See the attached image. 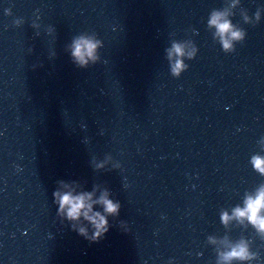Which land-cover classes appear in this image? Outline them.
Instances as JSON below:
<instances>
[{"label":"water","instance_id":"water-1","mask_svg":"<svg viewBox=\"0 0 264 264\" xmlns=\"http://www.w3.org/2000/svg\"><path fill=\"white\" fill-rule=\"evenodd\" d=\"M215 12L244 33L231 49ZM81 36L100 42L87 68ZM254 156L264 0H0V264H264V231L234 215L264 186ZM56 191H107L119 215L91 242ZM240 243L250 258L224 260Z\"/></svg>","mask_w":264,"mask_h":264},{"label":"clouds","instance_id":"clouds-1","mask_svg":"<svg viewBox=\"0 0 264 264\" xmlns=\"http://www.w3.org/2000/svg\"><path fill=\"white\" fill-rule=\"evenodd\" d=\"M226 14L222 12H215L212 14L209 24L215 26L217 34L221 37L223 48L225 50L232 48L233 40H242L244 38L243 31L235 30L231 21L224 19ZM99 41L94 38L81 36L76 39L72 45V56L74 57L78 66L87 68L89 62L95 63L100 57L97 55V48ZM169 58L176 57L172 64V72L179 75L182 69L187 67L181 57L185 55L184 46L180 43H174L172 48L168 50ZM189 55H192L191 53ZM252 163L260 172L264 173V157L254 156ZM102 166V165H101ZM56 202L59 204L58 215L66 217L69 221H79L83 218L89 222L93 228L89 232L88 227L83 225L73 224V230L85 237L91 242H99L104 238L109 231L110 223L109 215H119L121 204L119 201H113L109 198V194L105 191L98 199H93L94 193L82 192L74 194L73 191L54 193ZM100 204L103 206V212L94 210V205ZM244 208L237 207L234 210V215L238 217H247L260 230L264 231V186L258 189L257 193L248 196ZM105 213L107 215H105ZM225 220L228 219L227 213L224 214ZM238 258L246 260L250 258L248 247L244 243L235 246L231 251L223 254V259L226 261Z\"/></svg>","mask_w":264,"mask_h":264}]
</instances>
